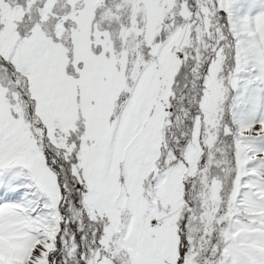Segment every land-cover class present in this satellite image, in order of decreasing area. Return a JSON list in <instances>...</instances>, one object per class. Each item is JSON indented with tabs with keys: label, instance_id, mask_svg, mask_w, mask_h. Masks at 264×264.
I'll list each match as a JSON object with an SVG mask.
<instances>
[{
	"label": "snow or ice",
	"instance_id": "6c2138e0",
	"mask_svg": "<svg viewBox=\"0 0 264 264\" xmlns=\"http://www.w3.org/2000/svg\"><path fill=\"white\" fill-rule=\"evenodd\" d=\"M0 264H264V0H0Z\"/></svg>",
	"mask_w": 264,
	"mask_h": 264
}]
</instances>
